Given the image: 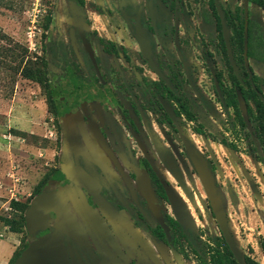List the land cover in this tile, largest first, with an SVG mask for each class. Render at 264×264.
<instances>
[{"label":"flooded vegetation","instance_id":"flooded-vegetation-1","mask_svg":"<svg viewBox=\"0 0 264 264\" xmlns=\"http://www.w3.org/2000/svg\"><path fill=\"white\" fill-rule=\"evenodd\" d=\"M246 8L252 71L253 61L264 65V0H66L54 18H46L39 46L54 22L45 47L51 59L69 67L64 71L72 86L58 120L64 167L50 180L56 183L50 189L62 192L66 214L51 211L48 226L34 236L53 247L52 264H217L218 253L231 252L206 195L204 207L218 233L202 234L195 189L196 181L202 184L190 154L206 160L217 185L212 145L238 151L234 141L208 128L218 104L236 116L227 105L234 76L243 87L246 78L251 83L241 68L247 72ZM95 15L102 16L101 31L92 25ZM241 24L242 50L235 52ZM249 30L255 56L248 55ZM263 86L254 88L262 96ZM245 128L249 145L242 156L263 169L252 123V132ZM253 169L247 171L252 189L258 188ZM225 214L231 232L226 208ZM64 221L69 225L62 229Z\"/></svg>","mask_w":264,"mask_h":264},{"label":"rangeland","instance_id":"rangeland-1","mask_svg":"<svg viewBox=\"0 0 264 264\" xmlns=\"http://www.w3.org/2000/svg\"><path fill=\"white\" fill-rule=\"evenodd\" d=\"M64 6L66 0H0V244L10 243L16 255L31 240L22 221L26 206L38 189L56 186L50 180L60 177L64 167L61 155L66 147L60 140L58 120L64 100L71 96L68 71H64L69 67L51 59L45 47L56 30L54 22L48 35L43 34L42 47L38 41L46 18H54ZM87 8L92 9L90 4ZM261 20L264 24L263 13ZM92 25L101 31L102 16H93ZM64 26L60 21L58 27ZM31 38L38 42L35 50L28 48ZM253 65L256 75L262 76L264 65L254 61ZM217 106L208 129L234 141L238 150L223 146L219 151L212 145L218 189L238 248L243 256L264 264V194L249 186L247 171L254 169L242 156L243 147L249 145L247 129L239 125L236 111L232 117L231 111L227 114ZM199 145L204 147L205 140ZM195 189L202 201L198 222L202 234L218 233L215 220L205 210V193L198 181Z\"/></svg>","mask_w":264,"mask_h":264},{"label":"water","instance_id":"water-1","mask_svg":"<svg viewBox=\"0 0 264 264\" xmlns=\"http://www.w3.org/2000/svg\"><path fill=\"white\" fill-rule=\"evenodd\" d=\"M245 4H247V0H245ZM246 19L247 8L245 10L244 27V63L248 72L249 79L252 83V71L247 58ZM223 36L225 39L230 64L235 74L238 76V67L230 50L229 35L224 23ZM253 88H255L254 85ZM258 94L261 97V100L264 101V96H262L260 92H258ZM237 98L244 122L247 125L248 130L252 132L246 103L240 91H238L237 93ZM70 146L73 150V144H71ZM190 156L198 172L203 190L209 201L213 215L223 234V237L225 238L236 261L239 264H245L244 256L238 248L237 242L228 228L224 200L219 192L218 186L216 185V180L213 173L209 169L206 160L202 156L192 153L190 154ZM60 209L64 211V214H66V204L61 190L46 188L37 193L31 199L24 213L25 228L31 240L27 244V246L20 252V254L14 259L12 264H52V262L54 261L53 247L50 244H46L45 242H43L40 237L34 238V236L40 230H43L48 226L50 222L51 211L58 210V212H60ZM65 225H69V221H64L61 224L62 229Z\"/></svg>","mask_w":264,"mask_h":264},{"label":"trees","instance_id":"trees-1","mask_svg":"<svg viewBox=\"0 0 264 264\" xmlns=\"http://www.w3.org/2000/svg\"><path fill=\"white\" fill-rule=\"evenodd\" d=\"M255 3H257L258 5H262V0H252ZM238 27V28H237ZM248 40L250 41V30L248 32ZM235 37H236V48H235V52H237L240 48V52L242 50V40H243V26L242 24L239 26L235 27ZM253 43V42H252ZM238 47V49H237ZM253 52H250V43L248 42V55L249 56H255V48L253 46ZM257 50V48H256ZM243 69V73L244 75L247 77L248 74L245 70V68L242 66L241 67ZM39 72V71H38ZM42 72H40L39 74H41ZM253 76V83L255 85V88L257 90H261L260 86L261 84L264 85V79H262L261 77L257 76L256 74H254L253 70H252ZM234 86L235 89L232 92V90L229 92V100L227 102V105H233L234 110L237 112V114H239V125L242 126L243 128H245V123L240 115V111L238 108V104H237V97H236V88L239 89L242 92V95L247 103V108H248V115H249V119L252 123V128H253V133H254V137L257 139L259 145H260V149L262 151L263 156H256L255 158L258 161H261L264 163V102L261 100V98L258 96V94L256 93L255 89L252 87L251 83L249 82V80L246 78V87H243L242 84L240 83V81L238 80V78L236 76H234ZM52 105V102H50V106ZM222 143L231 146L233 148H235V144L233 142H226L225 140H221ZM38 192H40V189H38L35 194H37ZM28 206V205H27ZM26 206V208H27ZM22 221L23 224H25L24 221V216H22ZM27 245H24L22 247V249L16 254H14V256L12 257V259L9 261L8 264H12L14 259L20 254V252L26 247ZM228 254H224V253H218L217 256V264H239L235 258L232 256L231 252L229 250ZM15 257V258H14ZM244 262L245 264H259L258 262H255L254 260H252L249 256H244Z\"/></svg>","mask_w":264,"mask_h":264},{"label":"crops","instance_id":"crops-1","mask_svg":"<svg viewBox=\"0 0 264 264\" xmlns=\"http://www.w3.org/2000/svg\"><path fill=\"white\" fill-rule=\"evenodd\" d=\"M253 69L255 70L256 67L252 65ZM256 73V72H255ZM252 165L255 169H258V172L252 173L255 181L257 183V187L259 191L264 194V168H260L258 164L254 160H252ZM4 243V242H2ZM0 244V264H8L9 261L14 256V248L10 245V243ZM15 247V246H14Z\"/></svg>","mask_w":264,"mask_h":264},{"label":"built area","instance_id":"built-area-1","mask_svg":"<svg viewBox=\"0 0 264 264\" xmlns=\"http://www.w3.org/2000/svg\"><path fill=\"white\" fill-rule=\"evenodd\" d=\"M33 27H35V26H33ZM38 42H35V41H33V38H31L30 39V42H29V46H28V48L30 49V50H35V46H36V44H37Z\"/></svg>","mask_w":264,"mask_h":264}]
</instances>
